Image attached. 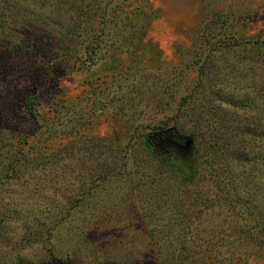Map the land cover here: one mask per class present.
<instances>
[{"label":"rangeland","instance_id":"374dc122","mask_svg":"<svg viewBox=\"0 0 264 264\" xmlns=\"http://www.w3.org/2000/svg\"><path fill=\"white\" fill-rule=\"evenodd\" d=\"M1 24L44 44L0 49V137L33 131L14 106L37 92L50 137L18 178L0 169V264H157L155 235L232 238L238 203L213 180L240 170L223 150L264 116V55L238 44L264 36V0H0ZM172 125L187 160L148 143ZM232 246V264H264Z\"/></svg>","mask_w":264,"mask_h":264},{"label":"trees","instance_id":"16d2710c","mask_svg":"<svg viewBox=\"0 0 264 264\" xmlns=\"http://www.w3.org/2000/svg\"><path fill=\"white\" fill-rule=\"evenodd\" d=\"M17 15H21V12L15 14L14 21L20 19ZM24 20L23 23L17 25L19 29L26 28L30 25L29 23L31 22L29 18ZM38 22L45 23L43 21ZM1 25L0 49L8 48L13 54H19L23 51L29 52L30 46H33V48L39 47L38 42L44 44L43 39L31 37V35L28 34V30L24 29L27 31V34L21 35L16 29H10L9 25ZM35 25L34 23V26ZM78 28L81 32L84 25L81 24L80 26V24H78L70 28L69 31L77 35ZM46 38H52L56 43L62 41V39H58L55 36V39L53 36ZM238 44L258 49L260 54L264 55V36L241 39ZM61 47L63 48V45ZM52 49L54 48H51L50 51H52ZM40 97V92L35 94L31 93L14 106L27 118L26 120L31 126L34 124L32 127L34 128L33 131H27L25 133L13 131L0 137V149H4L5 147V151L9 152V155L4 154L6 160L2 159V157L0 159V169H4V171L9 169L8 180L12 177H19L18 169H21L18 167L19 165L24 164V162L30 163L32 159V157H30L32 153L31 149L34 147V144L31 143L30 145L28 142L36 138L44 143L50 137L49 133H45V131H49V127H46L44 130L41 129L42 125L37 123L42 106ZM187 97L188 96H184V100H186ZM239 101L245 102L244 104L248 105V107L251 105V100L247 104V95L241 97ZM256 104L258 103H255V105ZM255 120H259L261 124L255 126L251 132H248L250 128H248L249 126H245L244 123L241 128L242 134L236 140L227 143V147L223 150L225 152L224 155H227V160H231L235 165L237 164L236 166H238L240 170L236 172L232 171L233 174L227 171V174L224 175L222 179L216 178V180H213V184L217 187L216 189L220 188L219 191L224 192L225 196H223V200L228 203L225 204L227 208H230L232 202L238 203L237 208L232 206L234 209L231 211V229L236 232V235L234 234L235 238H233L234 235L230 239L220 237L213 240L211 237H207L201 239L203 240L201 243L206 244L205 247L201 248L202 245H193L201 244L197 243L194 236H186L184 234L172 235L167 233L155 235L154 239L157 241L155 247L156 259L158 257L157 264H190L191 262H196L197 264H232L235 261L240 262L241 258L235 255L236 252L232 246L234 241H242V243L246 245L245 248L251 249L254 253L262 254L264 252V116L263 113L260 112V107L259 115H256ZM7 140H10V142ZM186 140H188L187 135L181 133L174 125L166 128H157L149 132L148 135V143L161 153L178 154L181 159L187 160L192 154V144L190 143L189 146L184 147ZM213 163L212 160H209L208 165L210 168L208 171L212 172L215 170ZM216 173L217 171L215 170L213 174L217 175ZM213 174L210 173L207 178L204 177V180L211 179ZM203 198L207 200L206 196ZM208 200L211 202L213 200L212 196L208 198ZM189 223L191 224V222ZM27 234L29 237L33 236V238L37 236V233L31 230ZM29 237L26 240H28ZM30 240L33 241L34 239L30 238ZM222 246L226 248L230 247L231 249L229 251L225 249L224 251H219V247L222 248ZM242 256H245V254ZM44 263L45 262L41 261L37 264Z\"/></svg>","mask_w":264,"mask_h":264},{"label":"water","instance_id":"95a60500","mask_svg":"<svg viewBox=\"0 0 264 264\" xmlns=\"http://www.w3.org/2000/svg\"><path fill=\"white\" fill-rule=\"evenodd\" d=\"M189 144H190V140L188 139V140H186V143H185V147H187V146H189Z\"/></svg>","mask_w":264,"mask_h":264}]
</instances>
